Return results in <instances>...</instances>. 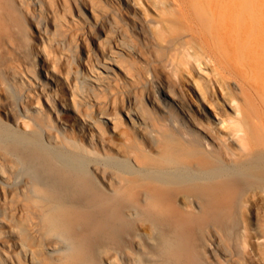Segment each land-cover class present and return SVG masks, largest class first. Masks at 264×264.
Segmentation results:
<instances>
[{
	"label": "bare ground",
	"instance_id": "1",
	"mask_svg": "<svg viewBox=\"0 0 264 264\" xmlns=\"http://www.w3.org/2000/svg\"><path fill=\"white\" fill-rule=\"evenodd\" d=\"M0 264H264V0H0Z\"/></svg>",
	"mask_w": 264,
	"mask_h": 264
},
{
	"label": "rangeland",
	"instance_id": "2",
	"mask_svg": "<svg viewBox=\"0 0 264 264\" xmlns=\"http://www.w3.org/2000/svg\"><path fill=\"white\" fill-rule=\"evenodd\" d=\"M209 109V111H211V113L213 112V110L210 107H207Z\"/></svg>",
	"mask_w": 264,
	"mask_h": 264
}]
</instances>
